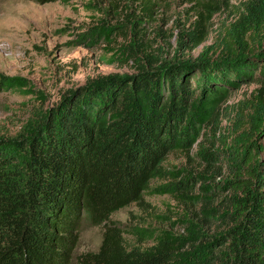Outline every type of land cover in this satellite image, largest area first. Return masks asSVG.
<instances>
[{
    "label": "trees",
    "instance_id": "16d2710c",
    "mask_svg": "<svg viewBox=\"0 0 264 264\" xmlns=\"http://www.w3.org/2000/svg\"><path fill=\"white\" fill-rule=\"evenodd\" d=\"M134 1L140 22L156 21V0ZM186 1L193 20L168 33L166 47L141 29L129 51L136 73L102 76L69 90L33 127L0 137V264H70L83 212L102 231L98 249L79 254L78 264H264V160L257 142L264 135V56L258 48L264 0ZM229 6L230 18L203 45L212 16ZM191 70L203 82L250 79L258 85L237 104V137L229 148L234 162L223 177L214 162L219 151L197 149L206 169L158 187L184 213L167 217L168 227L153 244L142 246L139 235L130 246L111 215L130 203L148 205L142 194L165 175L168 154L182 149L191 159L199 122L185 81ZM3 79L10 78L0 74Z\"/></svg>",
    "mask_w": 264,
    "mask_h": 264
},
{
    "label": "rangeland",
    "instance_id": "374dc122",
    "mask_svg": "<svg viewBox=\"0 0 264 264\" xmlns=\"http://www.w3.org/2000/svg\"><path fill=\"white\" fill-rule=\"evenodd\" d=\"M156 1V21L140 22L136 9L139 4L134 0L46 3L0 0V74L10 78L0 82V137L10 138L33 127L51 108L64 101L69 90L75 91L102 76L127 77L136 73V62L129 51L136 46L141 29L147 30L146 38L154 39L155 45L166 47L168 33H175L179 23L188 24L193 20L186 0ZM239 1L229 0V3ZM230 8L212 16L208 39L203 45L213 42L218 24L230 18ZM156 27H161L163 33L156 32ZM170 42L174 46L173 40ZM201 48L193 50L192 55H197ZM258 48L264 56V37L258 42ZM258 72L259 66H256L254 73ZM185 81L193 93L192 112L199 119L195 143L189 152L191 159L182 149L168 154L162 162L165 175L152 180L142 194V201L148 205L130 203L111 215L130 246L137 244L139 235L144 240L142 246L153 244L162 229L168 227L166 218L177 219L184 213L178 200L160 192L158 187L188 171L206 169V162L197 149L218 150V159L214 162L223 177L228 174L227 165L234 162V152H229V148L232 139L237 137L234 129L238 120L237 104L258 86L250 79L232 84L222 79L203 82L197 70L189 71ZM162 84L163 93L168 94V79L164 77ZM207 102L212 105L211 110H207ZM257 142L262 147L260 156L264 160V135ZM101 231V226L92 224L83 212L70 264H78L79 254L98 249Z\"/></svg>",
    "mask_w": 264,
    "mask_h": 264
}]
</instances>
